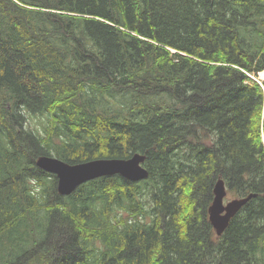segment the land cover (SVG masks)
<instances>
[{
	"label": "trees",
	"instance_id": "obj_1",
	"mask_svg": "<svg viewBox=\"0 0 264 264\" xmlns=\"http://www.w3.org/2000/svg\"><path fill=\"white\" fill-rule=\"evenodd\" d=\"M261 72L264 0H0V264H264ZM137 153L65 197L35 163Z\"/></svg>",
	"mask_w": 264,
	"mask_h": 264
},
{
	"label": "water",
	"instance_id": "obj_2",
	"mask_svg": "<svg viewBox=\"0 0 264 264\" xmlns=\"http://www.w3.org/2000/svg\"><path fill=\"white\" fill-rule=\"evenodd\" d=\"M147 156L134 154L127 159H94L91 161L68 164L52 156L39 157L36 165L42 171L55 175L57 190L62 196H70L81 185L96 178L119 175L129 182H140L149 177V171L144 167ZM254 195L235 198L225 204L227 189L225 182L219 180L214 188V199L209 207V220L216 234L221 236L230 221L251 200Z\"/></svg>",
	"mask_w": 264,
	"mask_h": 264
},
{
	"label": "rangeland",
	"instance_id": "obj_3",
	"mask_svg": "<svg viewBox=\"0 0 264 264\" xmlns=\"http://www.w3.org/2000/svg\"><path fill=\"white\" fill-rule=\"evenodd\" d=\"M262 73V72H261ZM260 73V74H261ZM260 74L258 75V77H253V79L255 80V81H264V78H260ZM52 157H55V156H52ZM116 176V175H115ZM112 177V176H111ZM226 189H227V187H226ZM75 192V191H74ZM62 196V195H61ZM63 197H65V196H63ZM248 197V196H247ZM244 198V197H243ZM233 199H235V198H232V197H229V195H228V192H227V197L225 198V204L227 203V202H229V201H231V200H233ZM50 227V231H52V229H53V226L51 227V226H49ZM32 230H35L34 228H32ZM54 230V229H53ZM60 237H61V235H60ZM55 239V238H54ZM54 239H52V240H50V241H48V244H49V247H48V249L50 248V249H52V247H54V250H56L57 251V248L59 249L61 246H62V241H60V238L58 239V237L54 240ZM52 241H53V246H52ZM26 260V259H25ZM23 262H24V260H23Z\"/></svg>",
	"mask_w": 264,
	"mask_h": 264
},
{
	"label": "bare ground",
	"instance_id": "obj_4",
	"mask_svg": "<svg viewBox=\"0 0 264 264\" xmlns=\"http://www.w3.org/2000/svg\"><path fill=\"white\" fill-rule=\"evenodd\" d=\"M260 77L261 78H264V72H262L261 74H260ZM43 156H46V155H41V156H39V157H43ZM38 157V158H39ZM55 158H57V157H55ZM57 159H59V158H57ZM37 160V159H36ZM61 160V159H60ZM63 161V160H62ZM65 162V161H64ZM36 163V162H35ZM67 163V162H66ZM68 164H71V163H68ZM71 165H74V164H71ZM37 166V165H36ZM40 169V168H39ZM96 179H99V178H96ZM96 179H94V180H96ZM93 181V180H92ZM57 192H58V190H57Z\"/></svg>",
	"mask_w": 264,
	"mask_h": 264
},
{
	"label": "flooded vegetation",
	"instance_id": "obj_5",
	"mask_svg": "<svg viewBox=\"0 0 264 264\" xmlns=\"http://www.w3.org/2000/svg\"><path fill=\"white\" fill-rule=\"evenodd\" d=\"M130 158V157H129ZM123 178V177H122ZM123 179H125V178H123ZM126 180V179H125Z\"/></svg>",
	"mask_w": 264,
	"mask_h": 264
}]
</instances>
